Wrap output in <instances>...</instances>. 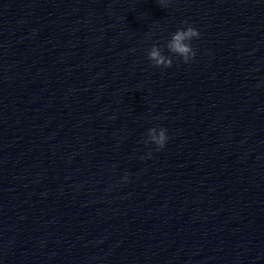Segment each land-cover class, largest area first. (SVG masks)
Masks as SVG:
<instances>
[{
	"label": "clouds",
	"instance_id": "clouds-1",
	"mask_svg": "<svg viewBox=\"0 0 264 264\" xmlns=\"http://www.w3.org/2000/svg\"><path fill=\"white\" fill-rule=\"evenodd\" d=\"M164 0H159V4L162 5ZM187 25V21L184 22ZM200 32L192 25H187L186 28L178 29L167 42V50L169 53L182 58L184 63H189L195 58L196 52L191 45L193 39L200 38ZM149 60L155 67L170 68L172 67V56L164 55L161 48L156 45L149 50ZM169 137L167 135V129L153 127L148 130V139L145 143H153L158 149L165 147Z\"/></svg>",
	"mask_w": 264,
	"mask_h": 264
}]
</instances>
